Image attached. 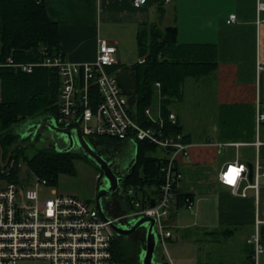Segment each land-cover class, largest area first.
Returning a JSON list of instances; mask_svg holds the SVG:
<instances>
[{
  "label": "crops",
  "instance_id": "0c3cea01",
  "mask_svg": "<svg viewBox=\"0 0 264 264\" xmlns=\"http://www.w3.org/2000/svg\"><path fill=\"white\" fill-rule=\"evenodd\" d=\"M257 3L264 4V0H145L139 6L131 0H45L46 14L57 24L64 55L74 62L93 61L100 38L117 47L116 66L140 62L143 56L137 53L136 34L149 24L161 29L176 26L181 43L215 45L213 70L185 77L181 97L168 105L189 144V155L176 159L183 173L178 191L193 196L191 205L179 207L192 213L187 221L178 223L180 209L173 213L171 208L172 236L176 225L184 232L194 227L227 239L243 232L245 243L253 232V190L248 189L246 196L233 195L219 183L217 174L225 162L234 159L245 164L264 161V119H255L257 107L264 112V10L259 11ZM230 13L236 18L226 23ZM159 100L156 95L155 103ZM190 122L200 123V127L195 129ZM256 139L260 142L257 147ZM99 142L119 145L124 157L116 163L130 166L134 141ZM258 197L261 218L264 177ZM174 261L190 264L183 258Z\"/></svg>",
  "mask_w": 264,
  "mask_h": 264
},
{
  "label": "built area",
  "instance_id": "2783aa9c",
  "mask_svg": "<svg viewBox=\"0 0 264 264\" xmlns=\"http://www.w3.org/2000/svg\"><path fill=\"white\" fill-rule=\"evenodd\" d=\"M139 6L145 0H131ZM257 9L264 10L263 3ZM235 13H230L226 23L234 21ZM43 58L38 64L55 67L60 84L57 94L58 115L52 117L57 125L77 121L83 136H105L131 141L145 140L161 150L166 160L161 166L163 182L154 205L134 203L135 209L127 215L137 217L148 215L154 219L156 244L160 243L167 259L163 264H177L167 254L165 242L172 236L171 208L175 191L183 180V173L176 165V159L189 155V144L183 141L182 132L165 133L164 118L160 114L159 102L143 109L146 120L143 125L137 119V111L131 98L123 94L114 72L105 66L114 65L117 60V47L106 39H98L96 56L91 62H74L63 54H47L42 49ZM142 60V59H141ZM22 70L30 71L32 64H17ZM260 67V64H258ZM95 86L98 102L90 105L89 89ZM155 88L159 83L155 82ZM157 91L160 97L159 90ZM256 121L264 119V112L256 109ZM166 121L175 124L176 116L168 112ZM237 144V143H233ZM260 142L256 139L254 145ZM1 168L0 177V264H117L111 251V241L116 235L112 224L117 218H103L95 204L71 193H63L32 171L26 173L20 166L17 180H8L10 166ZM252 175L249 178L248 166L237 159L225 162L218 171L220 184L229 188L231 194L246 196L253 190L255 218L253 232L246 239L252 246V262L260 264L259 255L264 250L260 238L263 216H258V191L260 178L264 177V161L257 159L251 163ZM102 172L97 170L96 180ZM44 188L49 196H40Z\"/></svg>",
  "mask_w": 264,
  "mask_h": 264
},
{
  "label": "trees",
  "instance_id": "16d2710c",
  "mask_svg": "<svg viewBox=\"0 0 264 264\" xmlns=\"http://www.w3.org/2000/svg\"><path fill=\"white\" fill-rule=\"evenodd\" d=\"M176 36L174 25L163 29L152 24L142 25L136 40L138 56H143V59L128 66H105L107 71L114 72L121 92L134 99L137 119L143 125L151 124L146 120L143 109L155 102V89L159 90V110L164 118L162 130L171 134L182 132V126L178 122L171 124L166 121L168 105L174 98L181 97L180 86L185 77L203 76L213 70L216 55L213 43H181ZM43 47L47 54H64L57 24L46 14L45 0H0V148L3 156L12 144L28 139V136H21V131L29 123L24 119L31 117L30 120L36 122L58 115L56 102L60 80L55 67L38 64L44 55ZM26 63L32 64L30 71H24L17 65ZM155 82L159 83L158 88H155ZM89 96L90 105L95 106L99 99L95 86L90 87ZM23 123L25 126L20 129L19 125ZM182 139L187 142V135ZM134 142L136 150L130 163L132 169L120 182L125 191L120 207L127 212L135 209L136 201L143 206L151 198H157L164 179L161 166L166 160L161 148V153H154L156 145L145 140ZM30 146L16 147L12 151L6 165L8 167L13 161L6 176L8 180H17L18 164L23 162L26 172L32 171L57 186L60 173L74 174L73 160L87 158L77 151L54 145L39 147L29 156L27 148ZM3 175L0 167V177ZM192 202L191 193L175 191L174 208L189 206ZM124 237L115 235L112 239L113 258L117 264H133L131 257L137 256L139 240L126 239L122 244L121 238ZM260 238L264 244V225L260 226ZM245 252L244 264H253L250 244Z\"/></svg>",
  "mask_w": 264,
  "mask_h": 264
},
{
  "label": "rangeland",
  "instance_id": "374dc122",
  "mask_svg": "<svg viewBox=\"0 0 264 264\" xmlns=\"http://www.w3.org/2000/svg\"><path fill=\"white\" fill-rule=\"evenodd\" d=\"M131 100V103L134 106V99L131 98ZM30 119L31 117L24 119V121H26L25 123H28V121L31 123ZM190 123L195 129L200 127V123ZM23 125L25 126L24 123L19 125V128L21 129ZM49 136L50 135L46 130H42L41 134L37 135L36 140L33 143L34 145L32 146L31 144V146L27 148V154L29 156L32 155L37 148L42 146L54 145L56 148H62L63 143L61 141L51 139ZM93 137H100V139H94ZM101 137L105 136L95 135L90 137L87 136L86 138L105 156L115 173L125 172L128 169V165L123 166L116 163L122 156V153H120L121 151H119L120 146L117 144H112L111 146L104 143L100 144L99 141L106 138ZM24 140L26 141L27 139ZM126 140L131 141L129 139H117L115 142ZM71 150L77 151L81 153V155H85L82 153L81 149L76 146H73ZM154 153H161L158 146L154 150ZM123 157L124 155L122 156V159ZM132 159H134V157ZM92 163V160L88 157L86 159L79 158L73 160L74 174L60 173L58 176V184L55 186L56 189L63 193H74L80 198L93 204L97 188L105 183V179L102 174L101 178L96 180L95 173L99 169H97ZM20 164L22 168L26 167V164L23 162H20ZM26 173H29V170ZM124 193L125 191L121 187V184H119L118 189L112 194L102 198L105 213L117 218V225H125V223L129 224V220L133 218L128 216V212L120 207V199L123 198ZM49 195V189L47 188H44L42 192H40L41 197ZM177 211L178 213L181 212L177 215V218L179 217L178 223H183L187 221L189 217H192V213H186L185 208H173V213H176ZM181 227V225L174 226L172 239L166 240L165 242L167 254L173 260L175 258H183L190 264H244L243 261L246 257L245 248L248 246V243H245V234H243V232H236L230 239H227L223 234L205 233L193 229L194 227L191 228V232L190 230L184 232V229ZM121 236H125L124 238H121L122 244L126 239L134 242L139 240L137 256L131 257V262L133 264H141V252L145 246L144 228L138 227L132 233ZM165 259H167V255L164 247L160 243H157L153 253V260L158 263H164ZM259 262L260 264H264V250L259 256Z\"/></svg>",
  "mask_w": 264,
  "mask_h": 264
},
{
  "label": "water",
  "instance_id": "95a60500",
  "mask_svg": "<svg viewBox=\"0 0 264 264\" xmlns=\"http://www.w3.org/2000/svg\"><path fill=\"white\" fill-rule=\"evenodd\" d=\"M44 127H46V129H48L49 131H53L59 134V136L66 143L63 147L64 150H70L73 146L80 148L81 151L88 158H90L95 166L102 172L105 183L97 188L94 196V204L98 209L100 215L103 218L108 219V216L104 211L102 198L107 197L116 189H118L121 180H123L131 171L132 164L125 172L115 173L105 156L99 150H97L85 136L82 135L77 121L68 122L63 125H57L52 119H44L38 122L28 123L25 126L24 130L21 131L22 138L29 136L28 140H19L16 143L12 144L6 152L5 156H3V150L2 148H0V167H6L10 159V155L16 147H26L33 144L40 130ZM247 166L249 170L248 176L250 178L252 175L251 163H248ZM154 202L155 198H151L149 201V205L153 206ZM153 224L154 219L148 215H140L134 217L129 220V224H112V228L115 231L116 235H127L132 233L138 227L144 228L145 246L141 252V264H163L155 262L153 260V253L156 246V233Z\"/></svg>",
  "mask_w": 264,
  "mask_h": 264
},
{
  "label": "flooded vegetation",
  "instance_id": "af4514ba",
  "mask_svg": "<svg viewBox=\"0 0 264 264\" xmlns=\"http://www.w3.org/2000/svg\"><path fill=\"white\" fill-rule=\"evenodd\" d=\"M34 121H32L31 120V123H33ZM42 130H46L48 133H49V138H51V139H57V140H59V141H61L62 143H63V146L62 147H64L65 146V141L59 136V134H57L56 132H53V131H49L48 129H46V127H44V128H42L41 130H40V132H39V134H41V132H42ZM39 137V136H38ZM28 139H29V136L27 137ZM27 139V140H28ZM119 173V172H118Z\"/></svg>",
  "mask_w": 264,
  "mask_h": 264
}]
</instances>
